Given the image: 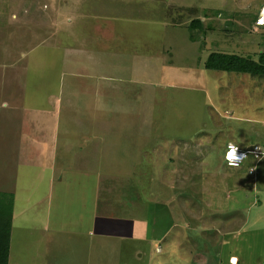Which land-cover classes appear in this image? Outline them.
Instances as JSON below:
<instances>
[{
	"label": "rangeland",
	"instance_id": "374dc122",
	"mask_svg": "<svg viewBox=\"0 0 264 264\" xmlns=\"http://www.w3.org/2000/svg\"><path fill=\"white\" fill-rule=\"evenodd\" d=\"M260 1L0 0L8 264H264V158L252 174L225 161L227 141L264 144V77L203 66L211 52L264 51ZM75 41L91 46L82 61L95 59L86 89L102 81L114 95L48 100L77 79L73 64L62 67ZM65 225L84 244L108 237L115 251L63 242L68 255H45Z\"/></svg>",
	"mask_w": 264,
	"mask_h": 264
},
{
	"label": "crops",
	"instance_id": "0c3cea01",
	"mask_svg": "<svg viewBox=\"0 0 264 264\" xmlns=\"http://www.w3.org/2000/svg\"><path fill=\"white\" fill-rule=\"evenodd\" d=\"M259 3H258V5H259ZM74 5L75 4H73V6ZM69 6H70V8L73 7L71 5H69ZM100 7H101V9H104V5H102L101 3H100ZM179 9L182 10V9H184V7H181ZM74 12H77V11H74L73 10L72 13H67V15L68 14L70 15V17L69 16L67 17L68 23L70 22L69 25H71L72 22L74 23L76 21V20H74V18H78L76 16L77 14L74 13ZM59 13L62 14L60 11H59ZM12 17L14 18L15 15H12ZM81 17H85V16L84 15H80L79 16V19ZM71 18H72V20H71ZM105 18H107V16H105ZM68 30H69V28L65 27V32H67ZM109 33L112 34V36H113V33H116V29L115 30H112V29L109 30ZM87 35H89V34H87ZM66 42H67L66 45H68V40L67 39H66ZM75 42H77V41H75ZM105 42L106 43L109 42L105 46V48H104V49L107 50V52L108 51H112V48H115L113 46V43H111L112 41L110 39V35L107 38H105ZM76 44H78L81 49L79 50L77 48L76 50H74V53H73L72 52L73 50L66 48L65 51H64V53H63V56H62V59H63L62 60V67H63V69H66L67 66H68V64H73L77 68V70H75L69 76L70 77H73V78H77V79H75L74 83H73V81H68L67 82V85H65V83H66L65 81L63 83H61L62 82L61 81L59 83V88L57 90L58 92H56L55 95H49L48 96V100L60 101L61 99H64L65 98V101L72 102V100L76 96H78V94H82V92L83 93L84 92H86V93L88 92L89 94H91V96H95V94H96V97H104V98L107 96V92L113 93L111 91L112 89H109V87L106 86V85H104L102 83V81H98V83H96L94 85V87H92L91 86L92 84H90V87H88V89H86V85H87V83H85L86 82V77H90L89 75L91 74V72H87V69H86L85 64L92 63V64L95 65V62H94L95 59L93 58V56H91V58L93 60L92 62H90L91 59H90V61L88 63H86L87 60L86 61H82L81 54L82 53H88L87 49H89V51H91V49H90L91 46H90V44L88 45V44H85V43H78V42ZM54 46H57L58 47V44L55 43ZM50 50L51 51H55V49H52V48ZM116 51H118V50H116ZM90 53L91 52H89V55H90ZM111 53H113V52H111ZM112 55H114V54H112ZM73 56H75V57H73ZM114 57H115V60H116L117 57L116 56H114ZM72 59H74V61ZM36 60L40 61L39 58L36 59ZM97 60H99V59H97ZM150 63H152V60L151 59H149V60L147 59L146 60V64H145V67L147 68V71L153 70L149 66ZM143 64H144L143 60H141L139 62L137 60H135L134 61V68H132V70L134 71V73L137 74V71H139V66H141ZM142 71L143 70H141V73H142ZM119 76L121 77V79H126L123 76V74H121ZM82 77H84V78L82 79ZM144 81L145 80H143L142 82H144ZM146 81H148V80H146ZM90 83H91V81H90ZM83 86H84V89H82ZM113 95H114V93H113ZM35 138H36L35 140H38V137H35ZM228 143L234 144L235 146H237L238 148L243 149V150H247L250 147H252L253 145H256L257 144V143H253V142H251L249 144L248 143L246 144L245 142H239V141H237V142L227 141V143L225 145V149H226V146H227ZM258 145H264V144H258ZM85 161L86 160H84L82 162H85ZM253 163H256V161L248 158L247 160H245L241 164L240 167H237V168H235V167H229V168H235L237 170H240V169H243V168H248V174H252L253 173V168H250V165L253 164ZM55 174H56V172H55ZM12 221H13V216H12ZM75 227L76 226H73L72 225V227L69 228V227H66V225H65L64 228H61V231H62L61 233H56V234L51 235V240L49 241V243L47 244V246L44 245V247L46 248V250H44L43 253L45 255L48 253V256L49 257H50V252L51 251L53 252L54 255H56L57 253L59 254V256L60 255L61 256L62 255H64V256L65 255H68V251H70L69 248H71L72 247V244H74L75 242H79L83 246L87 243L85 245L87 248H90L91 247L93 250H97V252L102 253L104 255L105 254L107 255V252L111 253V252H114L115 251V249H111V248L115 247L114 242L111 241V240H109L108 237H104V235L101 236L100 239H97V240H95V241H93L91 243H89L90 241H89V239H87L86 240V243L84 244L82 242V240H81L83 236L76 232V230H75L76 228ZM63 242L66 244V246H67L66 248H67L68 251L67 250L65 251V249L62 248L61 243H63ZM10 248H11V242H10ZM9 257H10V254H9ZM101 261L102 262H105V256H104V259H102ZM9 263H10V260H9Z\"/></svg>",
	"mask_w": 264,
	"mask_h": 264
},
{
	"label": "trees",
	"instance_id": "16d2710c",
	"mask_svg": "<svg viewBox=\"0 0 264 264\" xmlns=\"http://www.w3.org/2000/svg\"><path fill=\"white\" fill-rule=\"evenodd\" d=\"M200 23V20H194L189 23V27L195 28L194 26L200 25ZM210 30L212 31L213 29L211 27H206L205 32ZM203 66L206 70L211 71L264 77V51L258 53L256 59H252L250 56L211 52L204 60ZM13 202L14 197L12 194L0 192V264L9 263Z\"/></svg>",
	"mask_w": 264,
	"mask_h": 264
},
{
	"label": "built area",
	"instance_id": "2783aa9c",
	"mask_svg": "<svg viewBox=\"0 0 264 264\" xmlns=\"http://www.w3.org/2000/svg\"><path fill=\"white\" fill-rule=\"evenodd\" d=\"M254 27L260 28L264 27V0L260 1L259 8L257 11L256 18L254 20ZM230 146L234 147L236 149V152H238L240 155L235 156L236 153H234L235 159L229 160V152L231 151ZM225 161L226 165L228 167H240L241 164L249 159L260 161L262 158H264V145H253L250 149L243 150L235 146L234 144L228 143L225 149Z\"/></svg>",
	"mask_w": 264,
	"mask_h": 264
},
{
	"label": "clouds",
	"instance_id": "9594fccd",
	"mask_svg": "<svg viewBox=\"0 0 264 264\" xmlns=\"http://www.w3.org/2000/svg\"><path fill=\"white\" fill-rule=\"evenodd\" d=\"M231 151L229 152V160L235 159L234 153L236 152V149L232 146H230Z\"/></svg>",
	"mask_w": 264,
	"mask_h": 264
},
{
	"label": "bare ground",
	"instance_id": "6f19581e",
	"mask_svg": "<svg viewBox=\"0 0 264 264\" xmlns=\"http://www.w3.org/2000/svg\"><path fill=\"white\" fill-rule=\"evenodd\" d=\"M235 153H236L235 156H239L240 155L238 152H235Z\"/></svg>",
	"mask_w": 264,
	"mask_h": 264
}]
</instances>
